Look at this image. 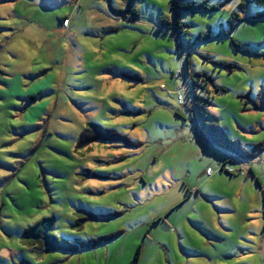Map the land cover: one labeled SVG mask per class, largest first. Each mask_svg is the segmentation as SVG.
<instances>
[{
	"label": "rangeland",
	"instance_id": "obj_1",
	"mask_svg": "<svg viewBox=\"0 0 264 264\" xmlns=\"http://www.w3.org/2000/svg\"><path fill=\"white\" fill-rule=\"evenodd\" d=\"M188 3L0 0V264H264V8Z\"/></svg>",
	"mask_w": 264,
	"mask_h": 264
},
{
	"label": "trees",
	"instance_id": "obj_2",
	"mask_svg": "<svg viewBox=\"0 0 264 264\" xmlns=\"http://www.w3.org/2000/svg\"><path fill=\"white\" fill-rule=\"evenodd\" d=\"M189 0H174V9L177 12L180 11H187L189 9H197V8H203V9H210L207 4H197V3H193L190 4L188 3ZM256 4L259 8H264V0H255ZM136 14V12H135ZM235 19H238L239 21H241L239 16H235ZM165 23H167V21H162L161 22V26H163ZM177 27L181 30V33L183 34V36H186V31L184 30V26L178 22ZM236 44V43H235ZM187 70H190V62L188 61L187 63ZM189 78H191V80L194 81L195 84H199V82L202 80L204 81L205 86L208 85V83H212V79L209 76L203 75V74H194V75H188ZM185 94L187 95V93L185 92ZM187 97V96H186ZM31 101L35 102L37 101V97H31L30 98ZM188 106H190L188 104ZM211 106V102H210V98H201V97H197L195 96V101L193 103V107L191 108V106L189 107L191 114H193V112L196 113V115L198 116L197 119H194L195 121V126L198 130V132L200 133V136L203 137L206 141L209 140L210 142L213 143V145H217V143L215 142V131L212 130V125H209V122H216L218 121V119L212 115L209 111V108ZM97 127L98 129H100L98 137L96 138V140H115V141H124L130 145H135L133 144L131 141H129L127 138L123 137L122 135L118 134L115 131H111V130H107V129H103L100 126L97 125H92L91 127ZM213 127H216V125ZM90 131V127L88 129H86L81 138H80V142H82L83 140L87 143L90 142L89 137L86 136V138L84 137L86 134V132ZM208 141V142H209ZM85 144V142H84ZM222 146V145H221ZM224 146V145H223ZM227 147L229 149V151H232L233 153H237L239 155V157H242V153L240 151H236L233 146L231 145V143L228 142ZM231 163V164H230ZM232 165L234 164V159L228 158L224 163H222V166L220 168V171H223L227 174H229L228 172H226L224 170V167L226 165ZM230 176L236 177L237 174H229ZM253 176L255 177L254 173L249 170V176ZM256 181L258 183V185H260L259 180L256 178ZM45 229V228H43ZM42 229V230H43ZM44 238H46L49 241V248H56L58 246H60V241L58 238L54 237L53 235H45ZM37 242V241H36ZM140 249H138L137 254L134 258V260L130 263V264H138L139 262V258H140ZM29 264V263H27Z\"/></svg>",
	"mask_w": 264,
	"mask_h": 264
},
{
	"label": "built area",
	"instance_id": "obj_3",
	"mask_svg": "<svg viewBox=\"0 0 264 264\" xmlns=\"http://www.w3.org/2000/svg\"><path fill=\"white\" fill-rule=\"evenodd\" d=\"M63 25L65 27H68L69 26V20L68 19L63 20ZM185 92L186 91L183 88H181L176 93L177 94V101H178L179 106H184L186 104V94H185ZM224 170L226 172H228L229 174H237V175L241 174V175H245V176L249 174V171L246 168V166L244 164L236 162V161H235L234 165H226L224 167ZM213 172L214 171H213L212 168H209L207 170V174L208 175H212Z\"/></svg>",
	"mask_w": 264,
	"mask_h": 264
},
{
	"label": "crops",
	"instance_id": "obj_4",
	"mask_svg": "<svg viewBox=\"0 0 264 264\" xmlns=\"http://www.w3.org/2000/svg\"><path fill=\"white\" fill-rule=\"evenodd\" d=\"M65 19H67V17H65L63 20H65ZM63 20H62V22H63ZM70 26H71V22H70V21H69V26H68V27H65V26L62 24V27H63V29H65V30H68V29L70 28ZM227 158L234 159V161L236 160V158H235V157H233V156H230V157H229V156H227ZM236 162H239V163H242V164H244V162H243V161H241V160H239V159H238ZM234 163H235V162H234ZM244 165H245V164H244ZM209 168H210V167H208V168H207V170H208ZM207 170H206V175H207V176H210V175H208V174H207ZM213 171H214V170H213ZM251 171H252V170H251ZM220 172H223V171H220ZM252 172H253V171H252ZM213 173H214V172H213ZM227 175H229V174H227ZM227 177H228V176H227ZM229 177H231V178H232L233 176H230V175H229Z\"/></svg>",
	"mask_w": 264,
	"mask_h": 264
}]
</instances>
